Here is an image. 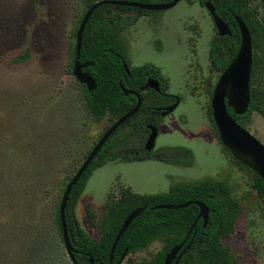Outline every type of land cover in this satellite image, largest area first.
<instances>
[{"label":"rangeland","instance_id":"obj_1","mask_svg":"<svg viewBox=\"0 0 264 264\" xmlns=\"http://www.w3.org/2000/svg\"><path fill=\"white\" fill-rule=\"evenodd\" d=\"M79 4L0 0V264H73L57 228L56 206L73 167L112 121L108 114L99 120L89 115L81 83L67 70L73 10ZM113 12L121 17L129 64L154 63L167 93L179 102L154 123L150 150L143 147L149 130L136 128V118L107 138L110 152L137 149L139 158L117 156L90 170L73 209L79 226L98 239L99 229L89 223L84 207L93 208L97 223L121 187L154 193L175 182L221 179L241 205L223 242L239 263L264 264V204L251 186L252 173L224 148L210 119L220 72L209 56L216 32L208 10L198 0H178L150 13ZM259 15L264 16L262 6ZM245 125L264 144V116L252 110ZM162 244L156 239L127 253L121 264L148 258Z\"/></svg>","mask_w":264,"mask_h":264},{"label":"trees","instance_id":"obj_2","mask_svg":"<svg viewBox=\"0 0 264 264\" xmlns=\"http://www.w3.org/2000/svg\"><path fill=\"white\" fill-rule=\"evenodd\" d=\"M96 1L98 0H80L79 6L74 7L70 31V38H72L69 47L70 63L67 66V70L71 74L78 25L87 8ZM123 1L167 2L170 0ZM198 1L204 5V0ZM208 1L212 3L215 12L222 17L231 32L230 35L215 33L210 43L209 56L215 70L221 72L235 56L239 47V29L233 14L244 20L250 33L252 46L249 78L250 102L243 114H234L232 109L227 107L229 114L240 125L246 127L245 119L250 111L256 110L264 116V16L259 15V7H264V0H260L259 5H252L251 0ZM130 10H134L138 14L154 12L132 6L101 4L92 11L81 36L79 61L87 63L82 70L88 72L95 82V88L92 90H88L81 83L82 103L93 119L99 120L108 114L112 121L107 125V129L117 118L135 105L136 96L125 94L119 84L140 94L141 104L138 110L114 131L131 122L134 118H136L134 126L140 129H145L147 123H157L160 116L158 108L164 106L161 101L166 99L165 96H170L166 93V80L154 63L144 62L134 66L129 64L125 44L119 33L121 17L114 14L113 11ZM124 62L128 67V73L123 67ZM148 78H156L159 81L160 91L151 88L140 90ZM146 97H148V103L145 101ZM209 110L210 119L213 122L210 107ZM96 141L83 152L82 157L84 159ZM107 142L105 141L87 168L72 185L66 201L65 223L69 239L75 249L74 255L78 264H109V252L116 232L125 216L132 209L139 206H144V210L131 221L119 237L112 253L113 262L119 259L124 250L126 251L125 254L134 253L148 247L152 241L159 239L163 242L162 247L151 254L150 257L137 261L128 258L124 264H165L166 253L172 246L184 240L199 208L194 203L181 208L155 206L177 204L190 200H198L207 206L209 211L208 222L203 226L202 218L199 217L196 220L182 248L188 242H190V246L179 257L177 264H241L236 260L230 246L223 242L234 230L237 217L241 211V205L232 196L229 185L221 179L203 178L196 181L175 182L166 191L154 193H137L121 187L117 195L104 205L103 213L97 223L93 208L89 204L85 205L87 220L92 225L96 224L100 232L98 239L87 235L79 226L73 209L90 170L103 160L114 159L117 156L132 159L139 158L137 149L110 152L106 149ZM81 163L73 167V173L67 181H64L65 186ZM248 170L252 173L251 186L264 204V181L257 173L249 168ZM60 201L56 206L55 221L61 232ZM169 264H174V259Z\"/></svg>","mask_w":264,"mask_h":264},{"label":"water","instance_id":"obj_3","mask_svg":"<svg viewBox=\"0 0 264 264\" xmlns=\"http://www.w3.org/2000/svg\"><path fill=\"white\" fill-rule=\"evenodd\" d=\"M178 0H170L167 2H136V1H123V0H98L94 2L85 11L76 31L75 35V55L72 65V74L74 77L88 90L95 88V82L90 74L82 69L87 65L86 62L79 61V52L81 45L82 31L85 23L89 19L92 11L101 4H116L132 6L140 9H146L150 11H158L168 9L174 6ZM203 4L208 10L213 24L216 28V32L219 35H230V29L226 22L216 12L212 3L208 0H204ZM239 29L240 43L238 50L232 60L227 66L220 72V75L213 87L210 108L211 117L216 128L218 139L221 144L230 152V154L240 161L243 165L257 173L264 181V144L259 141L247 128L240 125L228 112L227 107H230L234 114H243L249 105L250 94H249V78L251 71V58H252V46L251 37L246 23L238 15L233 14ZM125 71L128 73V67L126 62L123 63ZM125 94H133L136 96L135 105L126 113L117 118L97 139L85 159L82 161L78 169L75 171L71 179L67 182L63 191L60 205H59V219L63 245L65 251L69 256L73 264H78L75 259V249L69 239L66 223H65V206L68 198V194L72 185L77 181L81 173L87 168L91 160L95 157L97 152L100 150L102 145L105 143L107 138L113 133V131L121 125L126 119L131 117L139 108L141 104L140 94L134 90L124 88L122 84H119ZM151 88L155 91H159L158 80L154 78H148L146 82L141 86L140 90ZM175 106V103L166 106L161 110L160 114L165 115L170 112ZM149 133L144 142V149L150 150L154 146L155 137L157 135V127L155 124L147 123L145 125ZM194 203L198 206L199 210L193 223L191 224L186 237L193 229L196 220L200 217L205 226L208 222L209 211L207 206L198 201L190 200L177 204H160L155 207L165 208H181ZM144 210V206H139L132 209L123 219L118 231L116 232L110 252H109V264H121L125 257L126 251L124 250L118 260L113 262L112 253L114 247L121 236V234L127 229L131 221ZM172 246L165 255L164 262L169 264L174 259V264H177L179 257L184 253L190 246L188 242L183 248L184 241ZM182 248V249H181ZM180 250V252H179ZM179 252V253H178ZM91 261V258H90Z\"/></svg>","mask_w":264,"mask_h":264},{"label":"flooded vegetation","instance_id":"obj_4","mask_svg":"<svg viewBox=\"0 0 264 264\" xmlns=\"http://www.w3.org/2000/svg\"><path fill=\"white\" fill-rule=\"evenodd\" d=\"M215 32H216V28H215ZM217 33V32H216ZM154 79H156V78H154ZM157 80V79H156ZM158 83H159V81H158ZM160 91V90H159ZM166 93H167V90H166ZM167 94H169V93H167ZM170 95V94H169ZM166 98H172V101L171 102H169V104H167V105H164V106H162L161 108H158V111L159 112H161V110H163L166 106H168V105H171V104H173V103H175V106L177 105V103L179 102V97L178 96H175V95H173V97L170 95V96H165ZM174 106V107H175ZM146 128V127H145Z\"/></svg>","mask_w":264,"mask_h":264}]
</instances>
